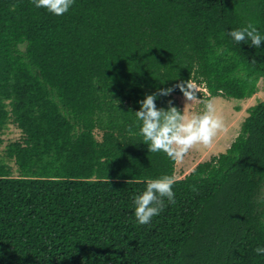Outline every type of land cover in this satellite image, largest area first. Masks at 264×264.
Instances as JSON below:
<instances>
[{"label": "trees", "instance_id": "16d2710c", "mask_svg": "<svg viewBox=\"0 0 264 264\" xmlns=\"http://www.w3.org/2000/svg\"><path fill=\"white\" fill-rule=\"evenodd\" d=\"M248 24L264 35V0H74L59 17L0 0V264H264V42L227 35ZM188 80L208 93L198 111L262 98L224 152L175 178L134 113L167 88L157 109L182 112ZM165 175L175 203L138 225L134 197Z\"/></svg>", "mask_w": 264, "mask_h": 264}, {"label": "clouds", "instance_id": "9594fccd", "mask_svg": "<svg viewBox=\"0 0 264 264\" xmlns=\"http://www.w3.org/2000/svg\"><path fill=\"white\" fill-rule=\"evenodd\" d=\"M32 3L36 9H44L59 17L70 9L74 0H32ZM227 35L236 44L247 41L254 48H258L264 42V35H261L251 24L231 30ZM174 87L178 88L185 100L189 102L182 112L171 106V102L167 110L157 109L155 104L157 97L168 96L174 90L167 88L147 95L139 101L140 108L134 114L139 122L138 135L143 138V144L147 145L148 152L164 153L170 159L177 160L183 159L197 145L210 147L217 133L225 129L222 120L213 115L214 109L210 95L203 114L188 116L185 114V109L191 102L198 101L196 99L198 86L188 80ZM128 131L130 135L137 134L133 133L131 128ZM131 182L139 181H128V183ZM174 183V178L168 175L146 181L145 190L133 199L134 217L138 225H146L154 216L159 215L165 207V199L169 204L175 203V193L172 190ZM254 252L257 255H264V248L258 247L254 249Z\"/></svg>", "mask_w": 264, "mask_h": 264}, {"label": "rangeland", "instance_id": "374dc122", "mask_svg": "<svg viewBox=\"0 0 264 264\" xmlns=\"http://www.w3.org/2000/svg\"><path fill=\"white\" fill-rule=\"evenodd\" d=\"M262 93L258 98L253 96L248 99L223 98L221 96L212 97L211 105L214 109L213 115L220 118L224 125V131L217 133L214 137L212 145L205 148L201 145L195 146L191 149L183 159H177L175 163V178H181L188 174L201 161L209 160L211 157L218 155L226 148L238 135L240 126L247 115V108L254 104L256 99L262 98ZM181 110L183 111L185 105L189 103L184 97H175ZM198 101H193L185 109V114L188 116L203 114L205 110L198 111L196 107ZM18 133L12 127H9L1 134L4 141L1 149L9 140L18 137ZM264 192V188H263ZM264 195V193H263Z\"/></svg>", "mask_w": 264, "mask_h": 264}, {"label": "built area", "instance_id": "2783aa9c", "mask_svg": "<svg viewBox=\"0 0 264 264\" xmlns=\"http://www.w3.org/2000/svg\"><path fill=\"white\" fill-rule=\"evenodd\" d=\"M194 83H195V82H194ZM195 84L198 86V90H199V91L205 92V93L208 95V93H207V91L205 90V88L199 86L197 83H195Z\"/></svg>", "mask_w": 264, "mask_h": 264}]
</instances>
